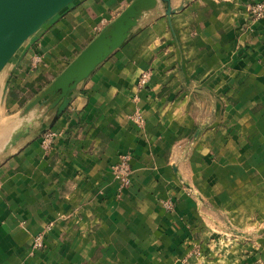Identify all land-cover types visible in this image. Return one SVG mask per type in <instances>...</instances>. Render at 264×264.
I'll list each match as a JSON object with an SVG mask.
<instances>
[{"label":"crops","instance_id":"1","mask_svg":"<svg viewBox=\"0 0 264 264\" xmlns=\"http://www.w3.org/2000/svg\"><path fill=\"white\" fill-rule=\"evenodd\" d=\"M133 1H75L0 74V264H264V0H159L61 116L24 113Z\"/></svg>","mask_w":264,"mask_h":264},{"label":"water","instance_id":"2","mask_svg":"<svg viewBox=\"0 0 264 264\" xmlns=\"http://www.w3.org/2000/svg\"><path fill=\"white\" fill-rule=\"evenodd\" d=\"M77 0H0V74L21 47L47 22ZM159 0H134L124 12L60 74V76L24 110L27 114L47 98H56L61 116L70 104V95L96 68L120 49L137 26L144 12L157 7ZM166 4V15L177 10Z\"/></svg>","mask_w":264,"mask_h":264},{"label":"built area","instance_id":"3","mask_svg":"<svg viewBox=\"0 0 264 264\" xmlns=\"http://www.w3.org/2000/svg\"><path fill=\"white\" fill-rule=\"evenodd\" d=\"M250 12L253 16V19L255 20H260L261 18H263L264 16V2L263 3H258V4H254L252 6H250ZM147 79V75H143V77L141 78V82L140 85L143 86L146 82ZM135 121L140 123L141 122V117L140 116H136L135 117ZM53 138V134L52 133H47L45 135V137L43 138V145L45 147H50L51 146V141ZM114 172L117 173L121 178H122V182L125 186L129 185L130 180L128 177V165L127 162H123V164L121 166H116L114 167ZM42 243V238L40 236H38L36 238V246L40 247Z\"/></svg>","mask_w":264,"mask_h":264},{"label":"rangeland","instance_id":"4","mask_svg":"<svg viewBox=\"0 0 264 264\" xmlns=\"http://www.w3.org/2000/svg\"><path fill=\"white\" fill-rule=\"evenodd\" d=\"M7 110L3 99L0 96V156L4 154L6 148L12 143V135L15 128L20 127L19 119Z\"/></svg>","mask_w":264,"mask_h":264}]
</instances>
